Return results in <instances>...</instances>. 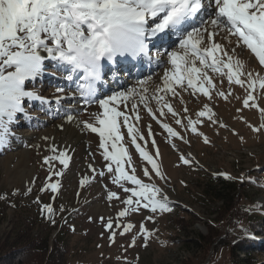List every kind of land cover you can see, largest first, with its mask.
<instances>
[{
    "label": "rangeland",
    "instance_id": "obj_1",
    "mask_svg": "<svg viewBox=\"0 0 264 264\" xmlns=\"http://www.w3.org/2000/svg\"><path fill=\"white\" fill-rule=\"evenodd\" d=\"M224 37L219 35L215 40L223 45L230 55H233L232 49L235 48L234 60L238 58L243 63L242 71L251 72L253 77L258 74L264 79V66L259 64L255 56L245 47H236L235 37H231L232 43H228ZM150 48L154 56L156 48L152 45ZM157 59L161 63L157 64ZM145 63L148 61L145 60ZM130 64L127 60H121L117 65L121 68L128 66L126 73L128 72L129 78H118L122 75L119 71L117 75H109V71L104 73L102 82L98 84L100 87L98 90L102 93L97 94V99L107 98L114 92L133 87L139 92L138 81L146 82L148 97L146 103L157 119H153L144 105L140 104L138 107L140 119L137 123L135 113L131 111V105L139 103L137 96L127 101L130 117L128 123L134 124L144 136V141L137 142L144 147L147 141L146 150L158 163L164 179L155 176L151 171V165L143 161L136 152L135 146L127 136V127L121 123L122 118L118 121V127L123 134L121 143L131 157L137 177L144 183H155L161 188L172 210L152 214L142 209L140 213H130L124 218L117 219L118 213L125 205L115 198L109 201L107 197L109 191L123 195V189L112 182L113 173L107 170L106 165L109 162L103 159V150L99 148V136L83 128V122L94 123L93 114L102 113V109L98 103L86 105L77 86L75 90H64L63 94H73L74 97L78 94V97L70 103L61 100L59 107L60 113H63L61 119L68 113L65 112L68 106L79 107L75 119L78 127L85 133L84 143L68 151L70 156L68 168L59 181L53 180L61 185L58 192L53 193L50 190L41 192V188L46 187L48 183L46 177L49 175L47 167L42 166V161L50 154L46 148L52 142H47L40 135L44 130L55 131V125L50 122L48 116L43 118L40 116L42 112L36 113L31 119L33 126L29 124L27 128L23 127L25 119L20 118L18 123L13 125L16 135L7 147L0 148V197H6L0 199V238L23 229L29 230L33 236L49 237L51 246L56 245L61 249V264H239L241 261H244L243 264H264V233L261 236H254L248 231L251 223L254 225L259 223L264 232V220L260 221L261 217L264 218V127H261L264 124V117L261 116V110H264V89L259 88V80L252 90L255 106H252L253 101H250L249 106L245 107L243 101L247 97V92L235 84L230 86L226 75L222 76L209 70V75L217 85V89L212 91L211 100L199 93L193 95L191 89L184 90L179 86L176 87L179 94L177 96L170 92L159 93L177 113L174 117L167 112L163 102L158 103L156 99H152L157 88L163 87L164 73L170 68L167 57L162 55V60L161 57L153 58L149 65H145L151 70H148L149 73H145L141 67L142 71L136 74L134 71L136 68L133 67V72L130 71ZM46 68L44 77L35 85L41 96L42 90L50 81L46 83V77L52 75L55 69L52 64H47ZM107 68H104V71ZM224 71L226 73L227 70ZM221 80L222 86L219 83ZM72 82H78V79L75 78ZM67 83L63 81L59 86L64 88ZM217 90L231 95L224 99L216 95ZM57 96L61 94L57 92L51 97ZM120 99L117 98L118 104ZM35 103L28 108L31 115L32 108H36ZM205 104L212 109L216 123L204 118L203 123L197 125V132L202 135L193 134L187 127L188 119L197 120L196 113L203 110ZM56 107V104L51 105L53 113H56ZM120 108L123 109L122 104ZM161 108L165 112L163 117L160 116ZM41 118H47V121H40ZM176 119H181L184 127L176 124ZM157 120L167 123L182 139L168 138ZM221 124L225 127H221ZM149 126L153 136L148 134ZM24 136L28 141L23 138ZM204 137H207L208 143L204 142ZM153 139L156 147L152 145ZM157 148L159 157H156ZM181 155L188 158L190 164L185 165L180 158ZM7 160L9 164L6 163ZM90 165L96 172L91 170ZM54 167L59 169L62 166L57 162ZM145 167L149 169L151 180L143 174ZM101 170L105 173L104 177L98 175ZM125 171L132 174L127 164ZM221 179L226 180V184L219 183ZM81 180L86 181L83 186ZM121 183L130 186L123 178ZM29 187L31 193L26 194ZM14 192L17 194L13 195ZM217 192L225 198L231 196L237 198L232 208L233 212L226 215L223 221H217L216 211L221 206L220 201L215 199ZM37 197L39 202H36ZM45 204L52 205L55 209V215L52 217L55 224L46 213L42 214L41 208ZM61 207L64 208L63 212L60 211ZM148 215L154 216V222L146 221ZM109 219L113 223V228L106 230V222ZM141 222H144L152 233L146 247L143 246L145 243L143 237L138 235ZM117 223L120 225L133 223L135 226L131 232L121 235L123 228H117ZM211 230L218 232V238L209 243L202 242L200 245V240L208 237ZM113 231L116 233L114 243L109 239L110 232ZM133 236H136L135 246L129 247ZM247 236L254 238L249 239ZM238 239L255 240L263 246L251 251L249 257L243 252L232 254L231 246Z\"/></svg>",
    "mask_w": 264,
    "mask_h": 264
},
{
    "label": "snow or ice",
    "instance_id": "obj_2",
    "mask_svg": "<svg viewBox=\"0 0 264 264\" xmlns=\"http://www.w3.org/2000/svg\"><path fill=\"white\" fill-rule=\"evenodd\" d=\"M221 33H226L224 39L228 43H232L231 37H235L236 47H245L264 66V0H0V148L7 147L16 135L13 125L20 118L31 121L28 108L33 102L48 105V114H51L53 101L41 96L35 85L44 77L46 65L52 64L57 71L64 73L65 79L72 81L77 78L80 81L78 91L86 105L98 103L102 109V113L93 114L95 122L84 121L83 128L99 136L103 159L109 162L107 170L113 173L112 182L123 189V195L108 192L109 201L115 198L125 205L117 219L130 213H140L142 209L152 214L170 212L172 209L162 189L155 183H144L135 174L131 157L121 143L123 134L118 127V121L122 118L121 123L127 127V136L136 152L143 161L151 165L155 176L164 179L158 163L146 150L147 141L144 147L137 142L144 141V136L134 124L128 123L130 117L127 101L130 97L134 99L137 96L139 103L131 105L137 123L140 119V104L144 105L153 119H157L146 103V82L138 81L139 92L133 87L100 99H97L96 85L103 80L105 65L116 68L121 60L129 63L140 60L152 62V45L156 48V56L163 53L170 65L164 73L163 87L157 88L152 99H156L158 103L163 102L167 112L174 117L177 113L159 93L170 92L177 96L179 94L176 87L179 86L184 90L191 89L193 95L199 93L211 100L212 91L217 89V85L209 75V70L226 75L230 86L235 84L247 92L243 101L245 107L249 106L250 101L255 106L252 90L257 80L259 88L264 89V79L258 74L253 77L251 72L242 71L243 63L238 58L234 60L235 48L232 49L233 55H230L223 45L216 42L215 38ZM156 62L161 63L159 59ZM219 83L222 86L223 80ZM56 92L63 93L64 88L57 86ZM216 95L227 99L231 93L217 90ZM118 97L121 98L119 104ZM67 98L62 95L56 97L57 113L61 111L60 101ZM159 111L163 117V108ZM196 116L195 121L188 119L187 127L193 134L202 135L197 132V125L202 124L204 118L216 123L214 113L207 104ZM261 116L264 117V110H261ZM74 118L71 113L64 114V119L69 123ZM157 122L168 138L182 139L167 123L160 120ZM176 124L184 127L181 119H176ZM220 126L225 127L223 124ZM148 134L153 136L151 126ZM204 142H209L207 137H204ZM152 145L156 147L155 139L152 140ZM46 151L50 154L43 158L42 166L47 167L49 175L46 177L48 183L41 188V192L50 190L56 193L61 185L53 180L59 181L63 177L69 166L70 156L67 149H60L55 144L48 145ZM156 157H159L158 148ZM180 158L185 165L190 164V160L184 155ZM57 162L62 166L59 169L54 167ZM125 164L132 174L125 171ZM89 167L96 172L91 165ZM143 174L149 180L152 179L147 167ZM98 175L104 177L105 173L101 170ZM121 178L130 186L121 183ZM34 182L35 180L32 183ZM85 182L81 180V186ZM30 193L31 187L26 194ZM4 198L6 197H0ZM36 202H39V197ZM60 211L63 212L64 208L61 207ZM41 212L46 213L49 218L55 215V209L49 204L43 205ZM146 221L154 222V216L148 215ZM52 223L55 224L54 218ZM134 226L133 223L116 224L117 228H123L121 235L131 232ZM112 228L113 223L109 219L106 230ZM115 235L114 231L110 232L109 239L113 243ZM138 235L143 237V246L146 247L152 233L144 222L140 224ZM135 241L136 236H133L129 247H134Z\"/></svg>",
    "mask_w": 264,
    "mask_h": 264
},
{
    "label": "trees",
    "instance_id": "obj_3",
    "mask_svg": "<svg viewBox=\"0 0 264 264\" xmlns=\"http://www.w3.org/2000/svg\"><path fill=\"white\" fill-rule=\"evenodd\" d=\"M226 182V180L221 179L219 183L226 184ZM215 199L221 203L216 211V214H218L217 221H223L226 215L233 212L232 208L237 198L235 196L225 198L218 193V195H215ZM261 220H264V218L261 217ZM259 225V223L256 225L251 223L248 226V231L254 236L263 235L264 232ZM218 235L217 231L211 230L209 236L202 238L199 244L212 242V240L218 238ZM56 243L57 241L54 242V244ZM262 246L255 240L238 239L231 246V253L243 252L249 257L251 251H255ZM60 250L56 245L51 246L49 237L33 236L27 229L20 232H10L0 238V264H61ZM243 263L244 261H241L239 264Z\"/></svg>",
    "mask_w": 264,
    "mask_h": 264
},
{
    "label": "bare ground",
    "instance_id": "obj_4",
    "mask_svg": "<svg viewBox=\"0 0 264 264\" xmlns=\"http://www.w3.org/2000/svg\"><path fill=\"white\" fill-rule=\"evenodd\" d=\"M220 35H222L224 37V33H221ZM215 39H217V37ZM162 55L163 54H161L159 56V57H161V60H162ZM153 58H157L156 53L154 54ZM136 63H137V61H134V63H133V64H135L134 68H136L134 71H135L136 74H139L142 71V68H141V66L136 65ZM149 63L150 62L148 61L147 64L149 65ZM107 66L108 65H105L104 68H107ZM47 67H51V66H47ZM122 67L123 68L118 67V66L116 68H110V72L109 73H111V70L112 71L115 70L114 74L117 75V71H119L122 74V75H119L118 78H129V76H127L128 72L126 73V71H128V68H127L128 66L127 67L126 66H122ZM107 69H105V70H107ZM54 71H53L52 75L46 77L45 82L47 83V81H49V80L50 81L48 82L47 86L42 90V95L44 97L48 98L49 100H52L53 101L52 104H56L55 103L56 98L55 97L52 98L51 96L54 93H57L56 92L57 85L59 86L60 83H62L63 81H67L68 83L66 84V86H64V90H66V89L67 90H71V89L75 90V89H77V86L80 83L79 80H78V82L69 81V80L64 78V75L62 76V75H60V73H58L60 71H57L56 69H54ZM109 75H111V74H109ZM61 79H63V81ZM98 86L99 85L97 84L96 85L97 94H101L102 91L98 90L100 88ZM42 87H44V84L42 85ZM60 94L62 96H64V97H68L67 99H62V100H64L62 102L69 101L68 103H70V102L74 101L76 97H78V94H77L76 97H74L73 94H67V95H64L63 93H60ZM128 101H131V97L128 99ZM35 105H36V108H32V115L31 116H36V113L38 114V112H42L40 116L43 117V118L48 116L50 118V122L55 125V131H53V132H51L49 130L42 131V129H41L42 132L40 131L41 132L40 137H43V138L44 137H49L50 139L46 140L47 142H52V144H57L60 149L62 147H64L68 151L73 149L76 145L84 143L85 133L78 127L77 120L75 118H74V120L72 122L69 123L64 118L61 119L63 113H60V112L59 113H57V112L53 113V112H51V114H48V105H43L42 106L39 102H36ZM82 105H83V103L81 104V106ZM42 108H43V110H42ZM78 109H79L78 106H76V105L71 106L70 105V106L67 107L65 112L71 113L74 117H76V115L78 113ZM43 118H41L40 121H43V120L47 119V118L46 119H43ZM31 122L32 121L25 120V123H24L23 127L27 128L29 124H30V126H33L31 124ZM17 132H20V130H17ZM23 138L27 139L26 136H24ZM27 141H28V139H27ZM6 163L9 164V160H7Z\"/></svg>",
    "mask_w": 264,
    "mask_h": 264
}]
</instances>
